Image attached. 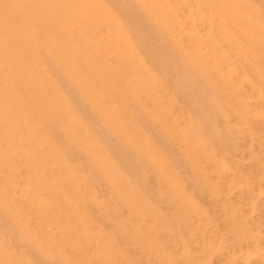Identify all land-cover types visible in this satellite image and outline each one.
<instances>
[{
    "label": "rangeland",
    "instance_id": "374dc122",
    "mask_svg": "<svg viewBox=\"0 0 264 264\" xmlns=\"http://www.w3.org/2000/svg\"><path fill=\"white\" fill-rule=\"evenodd\" d=\"M56 1L58 3V7L61 9V4L64 1ZM105 1L107 2V0ZM111 1L112 0H108V3H111ZM34 36L35 37L31 35L32 38L29 44H25L26 47L23 46V49L21 48L22 51L20 55L24 56L23 58L21 56L20 59L22 63H24V65H19L21 70H16V76L11 75L13 77L12 79L11 76L7 75L6 71L3 73L0 72V79H6L5 84L7 83L10 87L7 88L8 85L6 84V90H4L5 87L3 86L2 90L0 89V107L5 108L6 111H8L6 112V116L10 117V127L9 125L6 126V124L3 123L0 118V122L3 124L2 125L0 123V126L2 125L0 129L3 128L2 130H0V256H2L0 257V264L6 263V259L4 258L5 256L9 258V264H118L119 261L112 258L111 256H114L115 253L120 254L121 252L122 258L125 259L126 264H264V111H262V109H264V91H262V89L264 90V81H258L260 83H258L259 85L257 84V82L252 81V77H254V73L252 72V77L251 74L249 76L250 81L248 83L250 84L247 83L248 86L247 84L243 85V83H238L239 85L235 84L231 86L219 84L216 87L217 90L215 89L216 91H214L212 88H208V84L202 82V80L200 81L198 79L190 78L191 76L186 75V71L184 72L183 70L178 69L173 65H169L168 63L165 64L164 61L167 59V57L164 58L165 55H160L159 53L155 54L156 57L154 55L153 58L149 56L156 66V68L154 66V70H157L159 75L161 73V76H163L166 81H170H167V84L164 86V88L168 89L167 91L170 95L167 100H170L171 106L183 111L185 122H188V124H190L191 126V131H189L188 129L184 131V135L182 137V142L180 145H176L170 142L167 138H165L162 132L155 126V124L151 120L144 118L137 112L135 107H133L129 103L126 104V102L121 100V98H117L118 93L116 94V92H118L119 88H115V91L111 90L113 94H110L111 92L109 91L107 103H111L112 106L116 109L115 115L109 113V122L114 121L117 123L119 121L121 122L122 119V124H124L125 119H127L128 117L131 119V121L134 123L135 128L134 133H129L130 139H138V133L147 138L152 144L155 151L158 153V155L161 156L162 160L164 161L168 170V174H172V177L170 179L160 180L153 174L152 167L149 163L139 162L137 164L133 163L134 166L131 165L132 160H136L137 156L132 153L131 149H129L128 147L126 148V145H123L116 136L109 132L106 126V124L109 122H102L105 117L103 118V116L95 114V111L90 108L91 105L87 103V101L85 102L84 100H82L80 96H78L79 94L75 88V85H71L65 70L63 71L61 68L58 69L59 67L56 68L58 66V59H56L57 55L49 53L45 50H42L43 52L41 51L42 46L44 47V45L47 44V40L45 37L49 35H41L40 37L38 35ZM64 36L70 37L71 35H54V37L57 38H64ZM41 41H43L44 43H41ZM34 42L38 43V45ZM25 48H29V52L27 50L26 52L24 50ZM34 49H36V53ZM38 50L42 52L41 54L39 53L41 56L38 55ZM25 52L27 53V55H25ZM36 54L38 55L37 58L35 57ZM33 56L35 59H33ZM40 58L43 59L39 60ZM47 58H51L52 61L51 59L47 60ZM30 59L34 61L32 62ZM44 59L46 60V62ZM47 62H49L50 65H48ZM52 63L54 64L53 66ZM106 63H109V66L111 67L113 66V61L111 60L110 62L108 60ZM22 66H26V68L23 69L24 67ZM46 66L48 68H46ZM30 67L33 72L30 70ZM32 67H34V69ZM19 74H22V76H19ZM26 74H30L32 75L33 79L38 80L35 87H23L21 85L23 83L22 81H24V83L26 82V78H24ZM80 74L84 83L86 81H88L86 82V84L92 83L93 80L86 71H80ZM109 75L110 74H108V76ZM113 78L114 76L112 75L109 77L110 80ZM46 79L48 81H46ZM14 82L16 83V86H14ZM47 82L48 84H46ZM200 82L202 83L200 84ZM42 83L43 85H40ZM10 84L13 85L14 89H12V85ZM69 84L70 86H68ZM93 84L97 85L98 87L102 86V84L94 81ZM37 85H40L41 87L44 86L45 88L39 89L37 88ZM18 86L20 87V90L18 89ZM233 86L236 88H234ZM237 86L239 87L237 88ZM250 86H253V88H250ZM22 87L27 88V91L23 92V90L21 89ZM37 89L40 91L38 92ZM43 89L48 94L53 89H56L59 92V98L62 97V99L64 98L63 100L65 101H63L62 99L60 100H62L67 105L70 103L68 106L70 107L69 109L71 110V112H73L72 115L74 114V123H76L72 127L78 128L79 125L80 128L78 129L80 130L81 134L87 135V137L91 141V144L95 146V151H103L107 161H112L111 163L116 165V169L119 170L118 172L122 174L125 180L128 181L132 186H134V211L136 213L134 216L136 221L134 225V245H131L126 240V236L121 235L120 230L116 228L115 225H113V220L111 221V218L115 216L121 217L124 220L125 215L122 212L118 211V209L116 208L117 200L114 199L113 195L111 196V194L108 192V182H106V180L97 172L96 168L89 159V155L87 153L84 154V152L78 153L77 150L75 151V148L68 144L65 140L62 130L55 124H53L52 120L50 119L51 116L57 112L58 100H56L55 102H51V104H46V102H41L40 100H38ZM15 90L17 91L15 92ZM249 90L253 94L250 93ZM74 91L77 95L74 93ZM25 92H30L32 94V97L24 95ZM242 92H244V94ZM35 93H39V95H35ZM33 97L34 101H31L30 98H32L33 100ZM262 98L263 100H261ZM242 100L245 101L244 105V101ZM255 100H257V102ZM258 101L260 103H258ZM143 102L145 103L144 106L148 109L153 108V105L149 103V100H143ZM42 104L45 106H43ZM252 105L254 106V108ZM19 107L21 108L19 109ZM52 110H54L55 112H53ZM88 111H90L91 114ZM9 112H12L13 115ZM234 112L236 114H234ZM105 113L107 115L108 112ZM89 114L90 116L93 115V118L90 117ZM75 115H77L78 117ZM48 116H50V118ZM16 117H19V119L21 118L22 120H19ZM39 117L41 118L39 119ZM44 117L47 118L45 119ZM137 118H139L140 120H137ZM19 121L21 124L19 123ZM36 122L39 124L37 125ZM99 124L100 126H102V128L99 127ZM31 125L32 128L30 127ZM141 125L143 126V128ZM36 130V133H38L39 131L44 135L45 139L47 135L46 142L50 146V149L48 148L49 150L47 149V146L45 144H43L42 147L40 139L38 140L37 135L34 132ZM144 130L148 131L145 132ZM89 132L92 134H90ZM224 132L226 133V136ZM32 133L35 135H33ZM104 133L106 134V136ZM108 137L110 140L108 139ZM223 137H225L226 139H223ZM100 138H105L107 139V141L104 139L103 143L102 139ZM36 139L38 141H36ZM153 139L155 142L153 141ZM216 139L218 140V142ZM8 140H10L11 143ZM111 142H113V148H117V151L121 149L120 152L122 151V155L121 153H119V151L117 153V151L112 147L111 150L116 151V153L114 151L112 153L109 152V144H111ZM114 143L116 144L115 146ZM103 144H105L104 147ZM69 145L72 148H70ZM105 146H107V148ZM110 146H112V144ZM160 148L163 151H161ZM123 150H125L126 153ZM52 151L53 154L51 156ZM74 152L76 154H74ZM25 153L28 157L24 156ZM56 153L57 155L59 154V157H62L60 158L61 163L54 159L53 155H56ZM37 154H39L38 157ZM77 154L80 155L78 156ZM113 155L114 158L112 157ZM167 155H170V157H167ZM80 156H85L84 158H86L87 156V158L82 159V157ZM52 158L54 160H52ZM115 159H117V161ZM87 161L89 162L87 163ZM115 161L118 162V164ZM55 162L56 165L54 164ZM62 164H64L65 166H62ZM125 164L127 165L128 170ZM52 165H54L55 167ZM72 170L73 172H71ZM137 170H139L140 172ZM58 171L61 172L59 173ZM67 172H69V174ZM51 173L54 174L52 175ZM55 174L56 176H54ZM239 175L240 177H243L240 178ZM248 175H255V178L252 176L253 178L250 179ZM97 176L100 177L98 178ZM180 176L182 177V180ZM54 177L58 178L56 179ZM59 177H62V180L59 179ZM76 177L79 179L77 180ZM101 177L104 181L100 179ZM246 178L250 179L251 182H247ZM22 179L23 181L21 182ZM69 180L71 182H67ZM75 180H77V182H80L76 183ZM252 180L254 182H252ZM72 181H74L75 184L72 183ZM40 182L42 184H40ZM58 183H61L63 185ZM65 183V187H67V190L65 189V187H63ZM75 185H77V187ZM21 186L23 187L21 188ZM2 187L5 188L2 189ZM53 187L55 188V190ZM79 187L82 188L80 189ZM242 188L244 190H241ZM246 188L248 189L245 190ZM10 189H12V191ZM79 189L81 192L79 191ZM87 192L93 197L92 199H88V197L85 195V193ZM27 193L28 195H26ZM71 193L73 196H71ZM3 194L6 197H4ZM60 194L65 196V199H61ZM261 196L263 198H260ZM1 197L4 198V200ZM67 197H69L71 203ZM41 198L43 201L41 200ZM72 201L74 202V204L72 203ZM6 203L9 206H7ZM37 206L39 208H37ZM6 207L12 210H9ZM71 207L76 208L71 209ZM13 209H15L16 211ZM4 211L6 214H8L9 212L10 213L6 215ZM64 213L66 216H64ZM72 214H74V216ZM1 215L4 216L2 217ZM89 223H91L92 225ZM23 227L29 234L32 233L30 234L31 236H39L38 238L35 237L39 244L38 249H35L37 247H33L34 245H31V241L29 242V240H27V237H25L26 234H22L21 229ZM91 228L97 229L100 233V237L102 238H99V242L95 246L96 248L92 246L95 244L92 241L88 240V235L82 231L84 229L87 230ZM27 229H31V232H29V230ZM126 232L127 229H125L124 233L126 234ZM20 237H22L23 239ZM45 248H47L46 250L49 252L56 251L60 254H64L63 259H60L52 252L51 256H53V254L54 256L48 257V259H46L41 254V252ZM96 249L102 250L105 254V257L101 258L100 256H98V253L94 252ZM81 250H83L84 252ZM249 253L254 256H249ZM131 254H134V257L133 255L131 256ZM51 258L53 259L51 260ZM93 258L94 260H92Z\"/></svg>",
    "mask_w": 264,
    "mask_h": 264
},
{
    "label": "bare ground",
    "instance_id": "6f19581e",
    "mask_svg": "<svg viewBox=\"0 0 264 264\" xmlns=\"http://www.w3.org/2000/svg\"><path fill=\"white\" fill-rule=\"evenodd\" d=\"M62 1H64V2L61 4L62 7L60 9L57 5L58 3L56 0H0V72L3 73L6 71L8 76H11V75L16 76V70H18V71L21 70L19 65H24V63H22V61L20 59V57L22 56V55H20L21 51H22L21 48L23 49V46L26 47V45L29 44V42L32 38L31 35L33 37H35L34 35H38L39 37L41 35L42 36L43 35L44 36L49 35V36L45 37L47 40V42H46V40H45V42L47 44L44 45V47L42 46L41 51L45 50V51H48L49 53L57 55L56 59H58V61H57L58 66L55 65V66H57L56 68L59 67L58 69L61 68L63 71L65 70V72L67 73L68 78H69V79L68 78L67 79L69 80L71 85L72 84L75 85V88L79 94L78 96H80L82 100H84L85 102L87 101V103H89L91 105L90 108H92L95 111V114H98L99 116H103V118L105 117L104 120L102 121L104 123H107L110 121V118H109L110 114L109 113H112L113 115L116 114L115 107H113L111 103H107V97L109 96V91L111 92V90L113 91L115 88H119L118 92H116V94L118 93L117 98H121V100L125 101L126 104L129 103L130 105L135 107L137 112L139 114H141L144 118L151 120L155 124V126L162 132V134L165 136V138H167L170 142H172L176 145H180L182 142V137L184 135V131L187 129L189 131H191L190 124H188V122H185L183 111L181 109H176L173 106H171L170 100L169 101L167 100L170 97V95L168 94V91H167L168 89L164 88V86L167 84V81H169V80L166 81L163 78V76H161V73L159 75L157 70L156 71L154 70L155 65H154V62L150 59V57L153 58V56L155 54L160 53V55H165L164 58L167 57V59L164 61L165 64L168 63L169 65H173L174 67L183 70L184 72L186 71V75L191 76L190 78L198 79L200 81L202 80V82L208 84V88L210 87L214 91L217 90L216 87L219 84L231 86V85H235L238 83L239 84L243 83V85H245L250 81L249 76L251 74V77H252L253 73H254V77H252L253 78L252 81L257 82V84L259 83L258 81H260V82L264 81V0H112L111 3H108V0H107V2L105 0H62ZM63 4H65L66 6ZM63 6H65V7H63ZM50 35H53V36H50ZM54 35H71V36L70 37L64 36V38L59 37L60 38L59 39L57 37H54ZM35 39H38V38H35ZM63 39H64V41H63ZM61 40L63 41V43ZM43 41H41V43H44ZM34 43H36V42H34ZM36 44L38 45V43H36ZM29 48H31V47H29ZM28 49L25 48L24 50L28 51ZM34 50L36 53V49H34ZM31 51H33V50H31ZM39 51L40 50H38V55H40L43 52V51L42 52L41 51L39 52ZM25 55H27V53ZM38 55L36 54L35 57L37 58ZM23 56H22V58H23ZM30 56H31V54H30ZM28 57H29V55H28ZM46 57H45V59H46ZM155 57H156V55H155ZM33 59H35L34 56H33ZM41 59H43V58H40L39 60H41ZM48 59H51V58H47V60ZM30 60H28V61H30ZM44 60H42V61H44ZM108 60H109V62H110V60L113 61L112 67L109 66V63L108 64L106 63ZM25 61H26V58H25ZM51 61H52V59H51ZM37 62H38V59H37ZM45 62H46V60H45ZM49 62H47L48 65H50ZM13 63H15V64H13ZM29 64H30V62H29ZM34 64H35V62H34ZM53 65L54 64L52 63V66ZM110 65H111V63H110ZM26 66L25 67L22 66V67H24L23 69H25ZM47 66H46V68H48ZM32 68L34 69V67H32ZM155 68H156V66H155ZM30 70H31V67H30ZM37 70H39V69H37ZM48 70H50V69H48ZM31 71L33 72V70H31ZM80 71H86L94 82H98V83L102 84V86L98 87L97 85H94L93 81L90 84H88V83L86 84V82H88V81H86L84 83L82 80ZM58 72H60V71H58ZM108 74H110V75L108 76ZM20 75L22 76V74H19V76ZM111 75L114 76V78L110 80L109 77ZM36 76H39V75H36ZM24 78H26V80H25L26 82L24 83V81H22L24 83V84L23 83L21 84L23 87H32V86L35 87V85L37 84L36 82L38 80L33 79L32 75H30V74L29 75L26 74V76ZM12 79H13V77H12ZM39 79H40V77H39ZM108 79H109V81H108ZM17 80H19V79H17ZM46 81H48V80L46 79ZM90 81H91V79H90ZM5 82H6V79L5 80L0 79V89L1 90L3 87L6 86L7 83L5 84ZM43 82H45V81H43ZM51 82H52V80H51ZM195 82H196V80H195ZM202 82H200V84ZM193 83H192V85H193ZM14 84H15L14 86H16L15 82H14ZM46 84H48V82ZM248 84H250V83H248ZM248 84H247V86H248ZM10 85H12V84H10ZM40 85H43V83ZM40 85L39 86L37 85V88H39V89L45 88L44 86L41 87ZM68 86H70V84ZM8 87H9V85L7 86V88ZM23 87L21 88L23 90V92L27 91V88H23ZM238 87L239 86H237V88ZM259 87H261V86H259ZM259 87H258V89H259ZM234 88H236V87H234ZM250 88H253V86H250ZM12 89H14L13 85H12ZM18 89L20 90V87ZM56 89H53L49 94L46 93L45 90L43 89L38 100H40L41 102H46V104L47 103L51 104V102H53V101L55 102L56 100H58L57 101V103H58L57 112L55 114H53L51 116V118H50V116H48V117L52 120L53 124H55L57 127H59L62 130V133L64 134L65 140L67 141L68 144H70L72 147L75 148L74 149L75 151L77 150L78 153L84 152V154L87 153L89 155V159L92 162V164L94 165V167L96 168L97 172L106 180V182H108L107 183L109 186L108 192L111 194V196L113 195L114 199L117 200L116 208L118 209V211L122 212L125 215L124 220L121 217L115 216V217L111 218V221L113 220V222H112L113 225H115L116 228H118L120 230L121 235L126 236V238H127L126 240L131 245H134V225L136 223L135 217H134L136 214L134 211V205H135L134 204V199H135L134 198V186H132L128 181L125 180V178L122 176V174L120 172H118L119 170L116 169V165L111 163L112 161L111 162L107 161L106 157L104 156L103 151H101L102 153L98 150H97L98 152L95 151L96 148H95V146H93V144H91V141L87 137V135L84 134L85 135L84 136L81 134L80 130L78 129V128H80L79 125H78V128L72 127L76 123H74L75 122L74 117H73L74 114L72 115L73 112H71V110L69 109L70 107L68 106L70 103L68 105L66 103H64L63 102V101H65V100H63L64 98L63 99H62V97L59 98L60 95ZM244 89H245V87H244ZM4 90H6V87ZM16 91L17 90H15V92ZM39 91L40 90H38V92ZM192 91H194V90H192ZM262 91H264V90L262 89ZM10 92H11V90H10ZM10 92H9V94H10ZM249 92H250V90H249ZM25 93H24V95L32 97L31 96L32 94L30 92H25ZM74 93L76 94L75 91H74ZM242 93L244 94V92H242ZM250 93H252V92H250ZM19 94H17V95H19ZM110 94H113V92H111ZM207 94H208V92H207ZM235 94H237V93H235ZM35 95H39V93H37V94L35 93ZM177 95H179V94H177ZM181 95H183V94H181ZM37 97H35V98H37ZM196 97H197V95H196ZM182 98H183V96H182ZM30 99H31V101H34V97H33V100H32V98H30ZM60 99H62L63 101ZM143 100L144 101L149 100V103H151L153 105V108L148 109L147 107H145L144 106L145 103L143 102ZM244 100H245V98H244ZM244 100H242V101H244ZM261 100H263V98ZM255 101L257 102V100H255ZM30 103H32V102H30ZM244 103H245V101L243 102V105H244ZM258 103H260V102L258 101ZM20 104H21V102H20ZM82 104H83V102H82ZM146 104H147V102H146ZM85 105H87V104H85ZM247 105H249V104H247ZM256 105H257V103H256ZM43 106H45V105H43ZM261 106H262V104H261ZM119 107H121V106H119ZM259 107H260V104H259ZM20 108L21 107H19V109ZM121 108H123V107H121ZM227 108H228V106H227ZM253 108H254V106H253ZM16 111H14V112H16ZM42 111H40V112H42ZM52 111L55 112L54 110H52ZM52 111H51V113H52ZM74 111H76V110H74ZM262 111H264V109H262ZM6 112H8V111H6L5 108L0 107V118L3 121V123L6 124V126L9 125V127H10V122H9L10 117L6 116ZM88 112L90 113V111H88ZM105 112H108L107 115ZM9 113L12 114V112H9ZM90 114H89V116H90ZM119 114H121V113H119ZM132 114H134V113H132ZM234 114H236V113L234 112ZM20 115H22V114H20ZM75 116H77V115H75ZM92 116H90V117H92ZM248 116H250V115H248ZM41 117H39V119ZM138 117H139V115H138ZM255 117H253V118H255ZM14 118H15V116H14ZM44 118L46 119L47 117H44ZM17 119H19V117ZM138 119L139 118H137V120ZM206 119H207V117H206ZM122 121H123L122 119H121V122L119 121L117 123L112 121V122L107 123L106 126H107V128L111 134L116 136L117 139L120 142H122L123 145H126V148L128 147L129 149H131L132 153L137 156L136 157L137 159L135 158L136 160H132L131 165H133V163L137 164L139 162L149 163L152 167L153 174L156 176V178H158L160 180L170 179L172 177V174H170V173L168 174V170L166 168L164 161L162 160L161 156L158 155V153L155 151V149L153 148V146L149 142V140L147 138H145L143 135H141L140 133H138V137H139L138 139H136V140H134V138L130 139L129 133L130 134L132 132L134 133V128H135L134 123L131 121V119L129 117L127 119H125L124 124H122ZM80 122H81V120H80ZM19 123H20V121H19ZM49 123H51V122H49ZM49 123H47V124H49ZM36 124L38 125L39 123L36 122ZM43 124H44V122H43ZM68 125H69V127H68ZM84 125H86V124H84ZM1 126H0V128H1ZM30 127L32 128V125ZM48 127H49V125H48ZM99 127L102 128V126H100V124H99ZM103 127H104V125H103ZM85 128H86V126H85ZM142 128H143V126H142ZM2 129H0V130H2ZM5 129H6V127H5ZM252 130H254V129H252ZM146 131H148V130H146ZM34 132L36 133L37 130ZM52 132H53V130H52ZM42 133H43V129H42ZM42 133H40L38 131V133H36L37 138H38V140L40 139V143L42 144V147H43V144H45L47 146V149L48 148L50 149L49 144L46 142L47 135H46V139H45V137ZM58 134H60V133H58ZM90 134H92V133H90ZM33 135H35V134H33ZM105 136H106V134H105ZM225 136H226V133H225ZM21 137H22V135H21ZM99 137H100V135H99ZM207 138H209V137H207ZM224 138L225 137H223V139ZM100 139H102V138H100ZM104 139L105 138L102 139L103 143H104V141H103ZM108 139H109V137H108ZM38 140L36 139V141H38ZM105 140L107 141V139H105ZM209 140H211V139H209ZM8 141L11 143L10 140H8ZM153 141H154V139H153ZM63 142H64V140H63ZM217 142H218V140H217ZM111 144H112V146H110ZM111 144H109L110 150H111V147L113 148V142H111ZM22 145H24V144H22ZM22 145H20V146H22ZM70 145H69V147L72 148ZM104 145L105 144H103V147H104ZM115 145L116 144L114 143V146ZM15 146H16V144H15ZM105 147L107 148V146H105ZM51 148H53V147H51ZM29 149H31V148H29ZM113 149L116 150L117 148L116 149L113 148ZM37 150H38V148H37ZM99 150H100V148H99ZM110 150H109V152H111V153L114 151V150H111V151ZM120 150H118V151L122 155V151L120 152ZM116 151H114V152L116 153ZM118 151H117V153H118ZM123 151H125V150H123ZM161 151H163V150L161 149ZM125 153H126V151H125ZM52 154H53V151L51 153V156H52ZM74 154H76V153L74 152ZM38 155L39 154H37V157H38ZM58 155L56 153V155L54 154L53 157L59 163H61L60 158H62V157H59ZM170 155L169 156L167 155V157H170ZM24 156H26V153ZM26 157H28V156H26ZM80 157H82V156H80ZM84 157H82V159L87 158V156H86V158H84ZM112 157L114 158V155ZM64 158H65V156H64ZM195 158H196V156H195ZM54 159L52 158V160H54ZM63 159H62V161H63ZM115 160L117 161V159H115ZM88 162L89 161H87V163ZM116 163L118 164V162H116ZM54 164L56 165V162ZM227 164H228V162H227ZM47 165H48V163H47ZM120 165H121V163H120ZM52 166H54V165H52ZM62 166H65V165L62 164ZM246 166H247V163H246ZM126 167H127V165H126ZM1 169H3V168H1ZM64 170H65V168H64ZM127 170H128V167H127ZM139 170H137V171H139ZM36 171H38V170H36ZM71 172H73V170ZM130 172H133V171H130ZM67 173L69 174V172H67ZM247 174H248V171H247ZM54 176H56V174ZM252 176L255 178V175H252ZM252 176L251 175L249 176L250 179L253 178ZM97 177L99 178L100 176H97ZM102 177L100 178L101 180H103ZM239 177H240V175H239ZM242 177H240V178H242ZM22 178H24V177H22ZM54 178H56V177H54ZM180 178L182 180L181 176H180ZM59 179L62 180V177L61 178L59 177ZM78 179L79 178H77V180ZM250 179H247V182H249V181L251 182ZM50 180H52V179H50ZM77 180H75L76 183L80 182V181L77 182ZM22 181H23V179L21 180V182ZM254 181H255V179H254ZM254 181L252 180V182H254ZM41 182H40V184H42ZM48 182H50V181H48ZM67 182H71V181L69 180ZM56 183H54V184H56ZM72 183L75 184L74 181H72ZM83 183H82V185H83ZM58 184H61V183H58ZM46 185H47V183H46ZM61 185H63V184H61ZM65 185H66V183L64 184L63 187H65ZM75 186L77 187V185H75ZM5 187H2V189ZM22 187L23 186H21V188ZM82 187H79V188L81 189ZM55 188H54V190H55ZM243 188H245V187H243ZM243 188L241 190H244ZM248 188H246L245 190H247ZM29 189H31V188H29ZM65 189L67 190V187H65ZM80 189H79V191H80ZM84 189H85V187H84ZM217 189H219V188H217ZM10 190L12 191V189H10ZM59 190H60V188H59ZM3 191H5V190H3ZM82 191H84V190H82ZM24 192H25V190H24ZM63 192H64V190H63ZM9 193H10V191H9ZM1 194H2V191H1ZM16 194H17V192H16ZM258 194H259V192H258ZM26 195H28V193ZM85 195L88 197V199L93 198L91 195L88 194V192L85 193ZM34 196H33V198H34ZM71 196H73L72 193H71ZM4 197H6V196L4 195ZM20 197H22V196H20ZM24 197H25V195H24ZM60 197H61V199H65V196H63L61 194H60ZM263 197H264V195H263ZM263 197L261 196L260 198H263ZM67 198L69 200V197H67ZM139 198H140V196H139ZM2 199L4 200V198H2ZM41 200H42V198H41ZM73 201H72V203L74 204ZM88 201H90V200H88ZM37 203H38V201H37ZM70 203H71V201H70ZM7 206H9V205L7 204ZM12 207H14V206H12ZM6 208H8V207H6ZM37 208H39V207L37 206ZM72 208L74 209L76 207H71V209ZM261 209H262V207H261ZM9 210H12V209H9ZM13 210H15V209H13ZM72 211H74V210H72ZM4 213H5V211H4ZM8 214H6V215H8ZM72 215L74 216V214H72ZM139 215H141V214H139ZM1 216L3 217L4 215H1ZM64 216H66L65 213H64ZM59 220H61V219H59ZM89 220H90V218H89ZM89 224H91V223H89ZM20 225H21V223H20ZM86 225H87V223H86ZM24 226H25V224H24ZM82 226H83V224H82ZM125 229H127L126 234L124 233ZM27 230H29V229H27ZM30 230H29V232H31ZM21 231H22V234H26L25 237H27V240H29V242L31 241V243H32L31 245H34L33 247H37L35 249H38L39 244H38L36 238H38L39 236L38 237L31 236L30 234H32V233L29 234L25 230L24 227L21 229ZM82 231L88 235V240L92 241L95 244L92 246L95 247L97 245V243L99 242V238H101L99 231L97 229H93V228L87 229V230L84 229ZM34 234H36V233H34ZM36 235H38V234H36ZM119 236H120V234H119ZM20 238H22V237H20ZM0 239H1V237H0ZM118 240H119V238H118ZM23 241H26V240H23ZM78 243H79V241H78ZM51 244H54V243H51ZM82 244H83V242H82ZM47 248H45L43 250L44 252L40 251L41 254L46 259H48V257H53L54 254L56 256H58L60 259H63L64 254H60L56 251H53V252L51 251L52 253H54L53 256H51L52 254H51V252L46 250ZM125 249H127V248H125ZM109 250H111V249H109ZM81 251H83V250H81ZM94 252L98 253V256H100L101 258L105 257V254L102 250L96 249ZM2 253H3V251H2ZM121 253L120 254L115 253V255L111 256V257L114 259H117V261H119L118 264H126V261H125V259L122 258ZM94 255H93V257H94ZM132 255L134 257V254H131V256ZM250 255L254 256V255L249 253V256ZM0 257H2V256H0ZM4 258L6 259V263L9 264V261H10L9 258L7 256H5ZM52 259L53 258H51V260ZM92 260H94V258ZM132 260H133V258H132Z\"/></svg>",
    "mask_w": 264,
    "mask_h": 264
}]
</instances>
